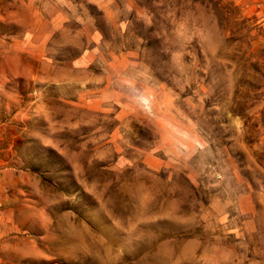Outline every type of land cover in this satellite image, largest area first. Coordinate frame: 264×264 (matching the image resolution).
Returning <instances> with one entry per match:
<instances>
[{"label": "rangeland", "instance_id": "1", "mask_svg": "<svg viewBox=\"0 0 264 264\" xmlns=\"http://www.w3.org/2000/svg\"><path fill=\"white\" fill-rule=\"evenodd\" d=\"M0 264H264V0H0Z\"/></svg>", "mask_w": 264, "mask_h": 264}]
</instances>
